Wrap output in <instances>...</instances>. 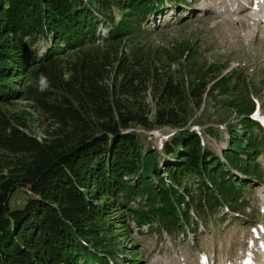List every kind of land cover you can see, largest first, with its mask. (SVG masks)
<instances>
[{"label": "trees", "instance_id": "obj_1", "mask_svg": "<svg viewBox=\"0 0 264 264\" xmlns=\"http://www.w3.org/2000/svg\"><path fill=\"white\" fill-rule=\"evenodd\" d=\"M160 1L0 0V149L12 155L9 173L0 174V264H108L102 252L117 259L124 249L108 218L115 208L139 226L155 219L178 231L190 226L193 207L203 214L225 202L240 210L246 186L235 171L262 180L264 127L248 116L250 100L237 107L248 114L242 130L228 127L221 153L189 125L186 98L198 96L200 78L216 72L209 81L222 94L239 84L192 45L181 49L200 77L190 91L164 79L140 35ZM21 98L46 113L53 128L45 139L9 115L5 105ZM139 127L175 130L158 148L143 142ZM138 196L148 209L133 207Z\"/></svg>", "mask_w": 264, "mask_h": 264}, {"label": "rangeland", "instance_id": "obj_2", "mask_svg": "<svg viewBox=\"0 0 264 264\" xmlns=\"http://www.w3.org/2000/svg\"><path fill=\"white\" fill-rule=\"evenodd\" d=\"M248 1L162 0L155 6L156 11L140 22L143 30L140 35L145 43L154 48L152 56L155 64L161 67L164 79L171 77L190 91L200 77L190 73L186 55L182 54L181 49L186 50L188 45H192L203 54L208 65L214 64L216 69L223 68L220 76L231 75L239 84L236 92L222 94L213 84L214 81H209L216 73L211 72L198 80L195 92L199 93L196 98L187 94L189 125L192 129L201 130V134L219 153L227 145L224 139L228 135V127L234 124L242 130L240 118L246 114L249 113L251 119L264 127V15L255 17L251 13L252 3ZM249 28H255L256 31L248 41L245 35ZM45 44L41 38L36 46L43 50ZM125 47L122 46L121 51H125ZM157 56L161 57V61ZM152 93V88L146 92L150 107H153ZM246 99L251 101L252 106L243 107L249 110L245 114L237 107L245 103ZM38 105L36 101L21 98L6 104L5 108L9 115H19L24 119L27 123L25 131L41 141L53 127ZM137 129L144 136V143H152L158 148L160 140L169 139L175 130ZM131 130L134 128H129ZM259 151L263 153L257 155L256 161L262 180L257 181L254 176L235 171L238 175L235 180H242L246 186L239 200L242 208L237 212L225 202L213 209H204L203 214L196 212L193 207L188 220L190 228L184 223L181 230L175 231L167 230V224L155 219L139 226L135 215L124 212L123 217H120L119 207L115 208L108 218L115 227L114 234L119 235L115 239L117 245L122 242L124 249L117 252V259L110 253L102 252L105 262L264 264V147ZM8 155L12 156L0 149V174L9 173V169L5 168ZM188 180L190 186L195 187V179L189 177ZM14 198L22 199L23 196L15 194ZM133 207L148 209L146 197L138 196ZM125 232L127 237L120 236Z\"/></svg>", "mask_w": 264, "mask_h": 264}, {"label": "bare ground", "instance_id": "obj_3", "mask_svg": "<svg viewBox=\"0 0 264 264\" xmlns=\"http://www.w3.org/2000/svg\"><path fill=\"white\" fill-rule=\"evenodd\" d=\"M236 1V0H234ZM249 3H252V7H251V13L256 17V16H260L263 17V11H264V0H249ZM254 23V22H251ZM264 25V24H262ZM255 28L251 29L249 28L247 34L245 35L246 40H251V38L255 35ZM242 263V262H240Z\"/></svg>", "mask_w": 264, "mask_h": 264}, {"label": "clouds", "instance_id": "obj_4", "mask_svg": "<svg viewBox=\"0 0 264 264\" xmlns=\"http://www.w3.org/2000/svg\"><path fill=\"white\" fill-rule=\"evenodd\" d=\"M40 86H41L40 88L41 91H44L47 86V80L43 75H41L40 77Z\"/></svg>", "mask_w": 264, "mask_h": 264}]
</instances>
